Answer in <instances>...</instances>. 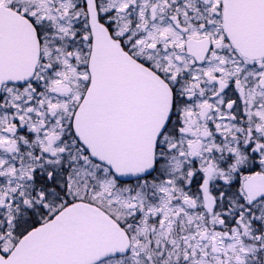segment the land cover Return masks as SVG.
<instances>
[{"label":"flooded vegetation","instance_id":"1","mask_svg":"<svg viewBox=\"0 0 264 264\" xmlns=\"http://www.w3.org/2000/svg\"><path fill=\"white\" fill-rule=\"evenodd\" d=\"M13 13L34 28L41 52L31 81L6 85L0 95V172H9L0 173L4 258L44 224L47 172L105 174L129 204L123 215L116 207L85 201L108 213L131 240L128 226L139 225L143 213L151 216L143 207L144 187L160 206L164 184L172 219L194 217L187 235L191 244L209 240L211 253L219 256L222 238L229 240L236 230L239 241L260 245L264 0H0V23ZM123 54L161 76L173 95L155 169L131 181L113 173V145L128 134L116 79L133 75L122 66ZM90 87L91 153L73 131L76 110ZM244 215L249 216L245 226ZM187 246L176 264L183 256L184 264L194 260Z\"/></svg>","mask_w":264,"mask_h":264},{"label":"water","instance_id":"2","mask_svg":"<svg viewBox=\"0 0 264 264\" xmlns=\"http://www.w3.org/2000/svg\"><path fill=\"white\" fill-rule=\"evenodd\" d=\"M39 55L36 32L24 17L13 13L10 21L1 22L0 93L4 85L29 82ZM121 62L133 75L116 79L125 99L123 115L128 134L123 136L126 142L120 137L119 144L113 145L112 155L117 161L113 173L121 181H131L155 169L157 143L170 121L173 95L169 85L147 67L124 54ZM93 98L94 89L90 87L73 121L75 137L89 153L95 145ZM130 248V237L111 216L99 207L77 202L29 232L7 258L0 254V264H98L126 256Z\"/></svg>","mask_w":264,"mask_h":264},{"label":"rangeland","instance_id":"3","mask_svg":"<svg viewBox=\"0 0 264 264\" xmlns=\"http://www.w3.org/2000/svg\"><path fill=\"white\" fill-rule=\"evenodd\" d=\"M168 168H171V166H168ZM0 173L6 175L9 172ZM47 175H49V186L44 196L47 197L48 202L46 204L47 207L44 208V220L59 211L64 203L73 200H94L104 207L109 208L113 206L118 208L122 215L124 213L122 210L129 206L127 201L122 199V191L116 189L115 185L105 174L103 176H95L96 178H94L93 172H47ZM161 185L160 191L163 194L160 206L155 204V201L149 195H152V193L147 191L148 188L146 186L144 187L143 207L146 211L148 210V213H151V216L148 217L143 213L139 225L128 226L133 233L131 254L124 260L125 262L120 263L121 260H113L102 264H125L136 258L135 255H140L136 258L138 259L137 264H143V258H152L160 264H176L180 250L184 249L185 252L188 251L187 244L191 245L194 255V260L190 264H249L248 256L255 255L261 258L260 252H262V264H264V238L263 241H260L262 250L260 251V245H248L245 242L239 241L236 230L229 240L222 238L221 255L219 256H214L211 253L209 240L200 245L198 243L191 244L188 241L190 236L188 237L187 235L188 230L194 226L192 222L194 217L184 214L182 218H180L181 216L179 217L182 220L172 219L174 211L169 200L166 198L169 194V186ZM234 199L235 196L230 195L229 201H233ZM259 208L261 209H258V220L263 217L264 205ZM159 218L161 220L157 224ZM248 218V215L243 216V226L246 223L248 224ZM179 221L182 222L181 225H178L180 224L178 223ZM262 221L264 229V217ZM235 229L239 228L236 227ZM252 243L259 242L252 241ZM201 252L203 253L201 254ZM185 257L188 259L186 253Z\"/></svg>","mask_w":264,"mask_h":264},{"label":"trees","instance_id":"4","mask_svg":"<svg viewBox=\"0 0 264 264\" xmlns=\"http://www.w3.org/2000/svg\"><path fill=\"white\" fill-rule=\"evenodd\" d=\"M72 202V201H71ZM70 203V202H69ZM69 203H66L65 205H68ZM64 205V206H65ZM63 206V207H64ZM62 207H60V209H61ZM59 209V210H60ZM140 255H135V257L137 258V257H139ZM260 256H261V258L260 257H258V256H255V255H249V261H250V263L249 264H262L263 263V258H262V252H260ZM136 258H134L132 261H129V262H126L125 264H137V260L138 259H136ZM126 258H123V259H120L121 260V262L120 263H122V262H125L124 260H125ZM184 256L182 257V258H180V261H178V263H182V264H184L185 262H184ZM143 264H160V263H158V262H156L155 260H153L152 258L150 259V258H143ZM248 264V263H247Z\"/></svg>","mask_w":264,"mask_h":264}]
</instances>
